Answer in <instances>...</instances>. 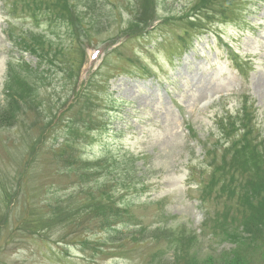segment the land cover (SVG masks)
<instances>
[{
  "label": "rangeland",
  "instance_id": "obj_1",
  "mask_svg": "<svg viewBox=\"0 0 264 264\" xmlns=\"http://www.w3.org/2000/svg\"><path fill=\"white\" fill-rule=\"evenodd\" d=\"M6 2L0 264H264V0ZM246 116L244 178L221 132Z\"/></svg>",
  "mask_w": 264,
  "mask_h": 264
},
{
  "label": "trees",
  "instance_id": "obj_2",
  "mask_svg": "<svg viewBox=\"0 0 264 264\" xmlns=\"http://www.w3.org/2000/svg\"><path fill=\"white\" fill-rule=\"evenodd\" d=\"M38 41L39 40H38V37H37V38H35V41H32V43H30V44H28V42H26L25 40L22 41L21 43H24L28 48L31 49V51L33 53L34 52L35 53L37 52L39 54V52H41L44 47L41 46L40 45V42H38ZM244 129H245V132L242 134L243 138H242V142H241L242 143V146L240 148L236 147L239 150L237 151V153L233 157V159H234L233 163L236 162V167L237 166H240L241 167V165H246V163H248L249 159L246 157V153L244 151H247L248 150L250 153L255 154V155L258 156V150H256V144L252 140L249 139V136L251 135V133L249 132V129L247 127H245ZM244 142L246 143V145L243 146ZM248 146H251V148L248 149L247 148ZM128 184L134 186V188H135V186L137 184H139V182H137L136 179H135V180L128 181ZM231 189H232L231 187H225V188H223L222 193L224 194V198L227 199V193ZM110 199L112 201H114L113 200V197L110 198ZM240 203H241V199H240ZM112 206L117 210V208L115 207V204H112ZM110 208H111V206H110ZM127 210H128V207H123V208L118 209L117 210L118 211L117 213H121L122 215H124ZM255 222H256V220L249 219L247 223H248V225L251 228L254 225ZM136 226H138V225H136ZM140 226H141V224H140ZM222 226H224V225H221V227Z\"/></svg>",
  "mask_w": 264,
  "mask_h": 264
}]
</instances>
